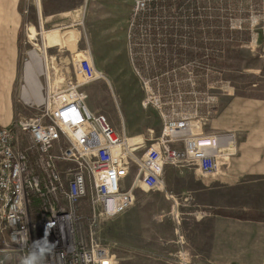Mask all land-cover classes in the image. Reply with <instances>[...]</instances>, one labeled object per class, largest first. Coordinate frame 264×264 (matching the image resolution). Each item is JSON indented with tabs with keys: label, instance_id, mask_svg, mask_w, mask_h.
I'll list each match as a JSON object with an SVG mask.
<instances>
[{
	"label": "rangeland",
	"instance_id": "1",
	"mask_svg": "<svg viewBox=\"0 0 264 264\" xmlns=\"http://www.w3.org/2000/svg\"><path fill=\"white\" fill-rule=\"evenodd\" d=\"M136 2L21 0L24 14L29 10L24 24H32L29 39L24 31L22 72L31 53L44 60L43 72H26L33 93L24 97L41 100L38 78L43 89L70 92L73 83L92 111L136 142L182 118L197 135L223 136L230 154L215 174L170 165L164 187L138 183L132 207L105 222L101 236L115 264H264V0H192L186 16L173 5L168 29L175 41L167 50L158 11L140 18L146 10ZM54 31L60 40L49 35ZM85 51L108 78L83 81L77 66ZM15 103L19 116L36 113L19 95ZM5 243L0 233L5 264H21ZM239 247L242 254L230 255Z\"/></svg>",
	"mask_w": 264,
	"mask_h": 264
},
{
	"label": "built area",
	"instance_id": "2",
	"mask_svg": "<svg viewBox=\"0 0 264 264\" xmlns=\"http://www.w3.org/2000/svg\"><path fill=\"white\" fill-rule=\"evenodd\" d=\"M146 7V0H137L138 11ZM84 53L78 75L85 82L104 79ZM27 86L25 78L23 90ZM43 87L41 101L21 97L35 114L0 125V233L21 264H115L101 231L132 207L138 183L161 189L166 169L174 164L210 176L230 154L223 136L197 135L186 118L169 120L158 137L148 139L153 145L131 141L106 114L88 107L75 84L70 92ZM227 139L231 146L234 140ZM5 261L0 254V264Z\"/></svg>",
	"mask_w": 264,
	"mask_h": 264
},
{
	"label": "crops",
	"instance_id": "3",
	"mask_svg": "<svg viewBox=\"0 0 264 264\" xmlns=\"http://www.w3.org/2000/svg\"><path fill=\"white\" fill-rule=\"evenodd\" d=\"M29 10L26 9L25 14ZM24 11L21 9V0H0V125L11 126L19 118L16 109L15 99L16 96H23L30 92V85L28 83L27 89L23 90V81L27 77L22 72V52L23 44L25 42L24 31H26L27 38L29 39L32 24H24ZM60 16L59 13L54 14L53 21H60L56 17ZM51 18V17H49ZM49 35L57 37L60 40L61 33L52 32ZM57 43H54L55 45ZM43 60V59H42ZM44 61V60H43ZM44 64V62H43ZM44 67V66H43ZM102 71V70H100ZM104 74V78L107 75ZM108 78V77H107ZM27 80V78H26ZM39 85L41 81L38 78ZM42 89V85H41ZM42 93V90H41ZM37 94L38 87H37ZM25 98V97H24ZM40 101V99H39ZM130 139V138H129ZM134 141V138L130 139ZM230 255L242 254V248L238 250L234 248L231 250Z\"/></svg>",
	"mask_w": 264,
	"mask_h": 264
},
{
	"label": "trees",
	"instance_id": "4",
	"mask_svg": "<svg viewBox=\"0 0 264 264\" xmlns=\"http://www.w3.org/2000/svg\"><path fill=\"white\" fill-rule=\"evenodd\" d=\"M178 3H179V5H178ZM175 4H177L176 5L177 6V9H176L177 13L184 14L186 16V14H188L190 12V9H191V6L193 3H192V0H150V2L148 4V9H146V11L140 15V18H146L147 19L151 15V13L154 9L156 11H158L159 16H158L157 21L159 22L161 27H163V28L166 27L168 32H169V35L166 34V38L163 37V39L161 41L164 50H167L168 47L172 46L174 44L173 41H175V39L172 37V35L168 29L169 25L173 24L175 22L174 17L176 14H175V12H171V10H170V8ZM178 7L180 9H182L179 12H178ZM190 18H191L190 14H189V16L187 15V18L184 20V22L190 24ZM171 54L173 55L174 52H171Z\"/></svg>",
	"mask_w": 264,
	"mask_h": 264
},
{
	"label": "bare ground",
	"instance_id": "5",
	"mask_svg": "<svg viewBox=\"0 0 264 264\" xmlns=\"http://www.w3.org/2000/svg\"><path fill=\"white\" fill-rule=\"evenodd\" d=\"M31 57H32V61H30L27 64L26 69H25V73L27 72L29 75H32V72L31 71L33 70L35 73L37 71L40 74L41 72H43V69H42V66H43L42 65L43 64L42 58L36 52L31 53ZM27 73H26V75H27ZM35 84L38 87V93H39V95H42V93H41V90H42L41 89V85H39V82L37 81V79L35 80ZM40 98L42 100L43 99V95Z\"/></svg>",
	"mask_w": 264,
	"mask_h": 264
}]
</instances>
